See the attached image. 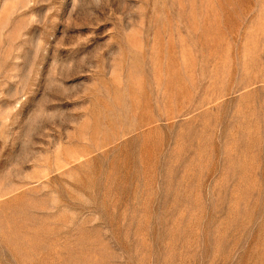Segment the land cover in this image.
I'll list each match as a JSON object with an SVG mask.
<instances>
[{"label": "rangeland", "instance_id": "374dc122", "mask_svg": "<svg viewBox=\"0 0 264 264\" xmlns=\"http://www.w3.org/2000/svg\"><path fill=\"white\" fill-rule=\"evenodd\" d=\"M0 264H264V0H0Z\"/></svg>", "mask_w": 264, "mask_h": 264}]
</instances>
